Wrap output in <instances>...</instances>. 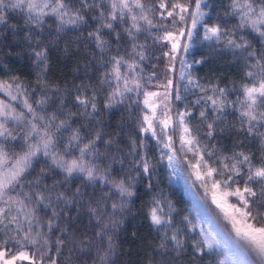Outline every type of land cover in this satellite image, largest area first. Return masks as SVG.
Masks as SVG:
<instances>
[{"label":"snow or ice","instance_id":"1","mask_svg":"<svg viewBox=\"0 0 264 264\" xmlns=\"http://www.w3.org/2000/svg\"><path fill=\"white\" fill-rule=\"evenodd\" d=\"M210 7L206 0H0V33L11 30L15 34L18 26L9 24V15L22 14L29 44L37 30L43 31L49 18L54 19L57 33L69 25L79 29L88 23L89 16L96 21L95 30L88 37L99 54V88L92 87L89 94L88 86H78L73 107L82 109V116L94 118L98 96L107 89L104 107L110 109L129 101V116L140 134H129V151L119 160L122 166L127 165V171L114 174V138L105 140L94 126L87 132L84 128L89 126L74 127L71 117L76 113L65 112L67 105L62 96L51 114H41L63 90L57 86L49 93L45 80L48 58L37 40L35 67L42 87L31 89L30 94L19 76L0 79V93L8 97V102L0 99V264H59L58 256L64 249L70 254L67 264H72L74 255L90 257L92 264H115L112 257L116 255V233L123 223L122 214L135 195L136 178L146 177L147 188L152 189V162L146 152V137L150 134L157 145L171 153L168 160L172 166L177 155V133L180 153L192 154L189 167L195 169L196 180L203 182L206 195L211 184L212 203L223 212L235 233L236 240L225 243L235 247L241 258L231 264H264V0H229L222 10L225 18L235 19L232 27L227 26L229 19L221 21L219 15L215 22L206 21L211 16L206 8ZM198 25L203 27L202 36ZM144 34L145 41L141 42ZM105 35H114L115 52ZM149 37L151 45L147 43ZM125 43L130 48L122 51ZM198 43L205 44L208 53L193 55L189 60L187 54ZM222 51L239 61V85L233 82L230 87H220L218 80L201 83L194 74L195 66H203L212 54ZM144 61L151 63L153 69L148 75ZM177 63L179 78L185 81L183 91L200 93L182 111L174 108L173 98L180 101L183 97L179 86L173 96L174 81L169 75L176 71ZM161 64L163 71L159 70ZM37 91L41 98L34 99ZM230 93H235V99ZM229 109L237 114L234 119L239 124L238 131L246 133L244 138L259 140L258 160L244 150L223 154L211 143L217 138L214 133L218 127L228 130L227 125L217 121H224ZM98 141L105 144L103 152ZM40 156L46 158L48 167L29 179ZM53 167L59 170L54 174L62 175V181L82 178V186L69 195L67 187L61 191L60 180L51 185L44 183V176L53 172ZM219 189H223L224 197H235V201L222 203L216 195ZM73 206L75 216L68 211ZM41 208L45 215L51 209L46 223L38 214ZM173 211V205L158 194L150 202L148 216L153 230L162 233L159 248L171 247L179 255L185 250L187 236L183 228L175 227ZM82 214L87 216L88 224L82 232H70L69 222L79 225ZM64 217L69 222L61 223ZM183 219L191 225L188 231H195L188 217ZM220 245L218 233L201 230L200 238L192 240L193 264H200L206 252L211 253ZM53 247L55 257L48 254ZM219 264L226 262L220 260Z\"/></svg>","mask_w":264,"mask_h":264},{"label":"trees","instance_id":"2","mask_svg":"<svg viewBox=\"0 0 264 264\" xmlns=\"http://www.w3.org/2000/svg\"><path fill=\"white\" fill-rule=\"evenodd\" d=\"M228 2L229 0L212 1L210 7L212 22H215L219 15L221 21L229 19L228 27H232L236 23L235 19L224 17L222 9L227 6ZM9 24H15L18 28L15 34H13L11 30L0 33V79H7L8 75H16L28 86L30 94L31 89H40L42 84L37 82L38 70L35 67L36 57L34 51V46L37 40H39L48 58L45 80L49 85V93L51 94L53 89L57 86L63 90L60 94L54 96L52 101H49L41 114H51L59 105L60 96H62L67 105L65 112L70 110L76 113L71 117V122L74 127H78L82 124L89 126L84 128V131L87 132L91 130L90 126H94L104 134L105 140L114 138L117 141V144L111 147V152L117 158V162L113 164L115 170L114 174H120L122 169L126 172L127 165L125 164L122 166L119 160L122 156H127L129 151V134L136 132L137 136L140 135L135 129L134 119L129 116V109L127 107L129 101L106 109L104 107V101L107 89H105L104 92L98 96V111L94 113V118L82 116L80 112L83 110H77L73 107L76 95L75 89L78 86H88L89 94H91L92 87L99 88V78L102 73L99 54L95 43L89 42L90 38L88 37V33L95 30L97 22L92 20L89 16L88 23L82 24L79 29H73V27L69 25L66 26L64 32L60 33L56 32L55 25L52 24L50 29L43 28L42 32L37 30L36 35L32 38L31 44L25 40L27 29L24 28L22 14L11 13L9 15ZM104 31L105 33L108 32L107 29ZM104 38L111 41L110 49L112 52H115L117 44L114 35H105ZM145 38L146 34L141 35V42H144ZM249 39H252V37L249 36ZM147 43L151 45L152 41L150 37L147 38ZM253 43H255V41H253ZM124 47L130 48V45L126 43L123 44L121 48L122 51ZM201 53H208V48L205 44H201L197 49V55L199 56ZM152 62H155L154 58ZM142 64L145 73L149 70L153 71L151 63L148 61H144ZM238 64L239 61L235 60L231 53L222 51L212 54L208 62L203 66H197L194 69V74L200 78L201 83L204 84H208L210 80L213 82L218 80L220 82V87H230L233 82L239 85L240 70ZM162 65L163 64L160 66V71L162 70ZM197 95H200V93L197 92L195 95L192 94L190 98L196 99ZM230 96L232 99H235V93H230ZM33 98H41V93L37 91ZM133 107L135 108L136 106L133 105ZM136 113L137 115L139 114V109H136ZM236 115V113H233L231 109H229L226 119L224 121H217L218 124L227 125L228 130L222 131V129L218 127L214 133L217 138L211 141V143L216 144L223 154L230 155L233 150H244L253 153L258 160L260 156V142L258 139L244 138L246 133L238 131L239 124L234 119ZM211 118L210 116V119ZM232 125H235V127H232ZM204 130L206 131V129ZM201 135L203 136V133H201ZM203 139L206 140L207 137H203ZM98 144L100 151L103 152L105 144L100 141H98ZM117 148L122 151H118ZM15 150L18 151L19 148L17 147ZM146 152L152 162V189L149 190L147 188L149 181L146 177L143 179L136 178L137 182L134 185L135 195L130 199L128 206L122 214L123 223L116 233V255L112 257V259L115 264H193L191 259L193 254L192 240L195 239V237L189 233L188 228L190 225L183 219L184 216H187L191 222L193 220V217L188 211L189 202L178 188L168 183L167 173L161 159L158 157L154 144L150 141H148ZM47 167L48 162L46 158L40 156L39 162L35 163L34 168L30 170L32 176H30L29 179H33L35 176L39 175L41 168ZM58 171V169H54L53 167V172H49L44 176V183L51 185L54 181L60 180L61 184L58 186L61 191L67 187L69 195L75 192L77 186H82V178L64 182L62 181V175L54 174L58 173ZM133 175H135V173H133ZM158 194H162L166 202H170L173 205L174 211L172 215L175 219V227L183 228L186 233V247L179 255L171 250V247L167 250L159 248L162 235L154 231L150 223L148 216L150 202L153 197ZM46 211L47 215H45V210L42 208L38 213L45 223L48 215H51V209H47ZM68 211L72 216L76 215L75 206L69 208ZM60 222H69V218L64 217ZM93 223L95 222L93 221ZM87 224L88 218L86 215L82 214L79 225L69 222V231L71 232L74 229H79V231L82 232L84 226ZM170 235L169 233V237ZM52 241L54 244L55 236L52 237ZM167 243L171 246V239H169ZM48 254L55 257V248L53 247ZM69 255L67 249H64L58 256L59 264H67ZM221 256V252H206L200 259V264H217ZM17 264H28V262H19ZM72 264H92V260L87 256L74 255L72 256Z\"/></svg>","mask_w":264,"mask_h":264},{"label":"rangeland","instance_id":"3","mask_svg":"<svg viewBox=\"0 0 264 264\" xmlns=\"http://www.w3.org/2000/svg\"><path fill=\"white\" fill-rule=\"evenodd\" d=\"M212 1L214 0H206V4L211 5ZM146 2H149V0H146ZM206 11H210V8H206ZM205 20L208 22H212L211 16L206 17ZM52 24L55 25L54 19L49 18V23L45 24L44 28L50 29ZM198 30L202 36L203 27L198 25ZM200 45L201 44L198 43L193 49L189 51V53L187 54V58L189 60L193 55H196L198 57L197 49ZM196 67L197 66H195V68ZM179 69H180V65L179 63H177L176 71L174 73H169V75L174 81L173 96L175 95L176 87L179 86L181 95L183 97V99H181L180 101H176L173 98L172 102L174 104V108L182 111L184 110V106L186 104L189 105L192 104L195 98H190V96L193 94L192 92L183 91V85L185 81L180 80ZM161 71H163V67ZM151 72L152 71L149 70L145 73V75H148ZM153 90H157V89H153ZM159 90L162 91L163 89H159ZM0 99H3L6 102H8V97L4 96L2 93H0ZM142 99L143 98L141 97V108H143ZM196 107L198 108L199 106ZM198 115L199 113L197 111L196 116L198 117ZM193 123L195 125L196 122L194 121ZM146 139L154 144V147L156 148V151L158 153V157L161 159V162L167 173L168 183L178 188L182 192L185 199H187L189 202L188 211L193 217L192 224L195 225V231L189 233L192 236H194L195 239L200 238L201 230H203L205 233L209 232L210 230H213L219 234L221 245L220 247L216 248L215 251L221 252L222 256L217 261V264H219L220 260H225L226 264H231L232 260L240 259L241 257L238 253V250L235 247L231 246L230 244L226 246L225 242L235 241L236 237H235V233L232 230L231 224L228 222L227 219H225L223 212L219 208H217L215 204L212 203L211 197L213 194V189L211 187V184L208 185V194L206 195L205 189L204 187H202L203 182L196 180V177L193 174L195 169L189 167V162L191 161L192 154L188 153L187 155H184L179 151L180 148L179 133H177L175 137V148L177 150V155L174 156L172 166L169 165V160H168V155H170L171 153H169L168 150L163 147V145H157L155 140L151 139L150 134L147 135ZM222 192L223 189H219L216 191V195L218 199L221 200L222 203L225 200H227L228 203H232L235 201V197H224L222 195ZM228 211L231 212L232 210L228 209ZM210 225H211V229H210ZM158 233L162 235L161 232ZM19 262H28V261H17L16 264Z\"/></svg>","mask_w":264,"mask_h":264}]
</instances>
